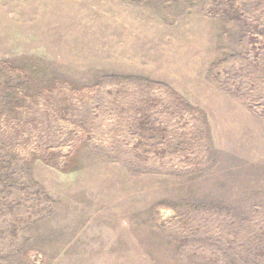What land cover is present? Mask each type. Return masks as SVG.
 I'll list each match as a JSON object with an SVG mask.
<instances>
[{
	"label": "rangeland",
	"instance_id": "1",
	"mask_svg": "<svg viewBox=\"0 0 264 264\" xmlns=\"http://www.w3.org/2000/svg\"><path fill=\"white\" fill-rule=\"evenodd\" d=\"M0 264H264V0H0Z\"/></svg>",
	"mask_w": 264,
	"mask_h": 264
}]
</instances>
